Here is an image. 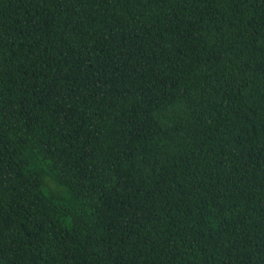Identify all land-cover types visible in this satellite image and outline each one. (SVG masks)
I'll list each match as a JSON object with an SVG mask.
<instances>
[{
  "label": "trees",
  "instance_id": "obj_1",
  "mask_svg": "<svg viewBox=\"0 0 264 264\" xmlns=\"http://www.w3.org/2000/svg\"><path fill=\"white\" fill-rule=\"evenodd\" d=\"M0 264H264V0H0Z\"/></svg>",
  "mask_w": 264,
  "mask_h": 264
}]
</instances>
